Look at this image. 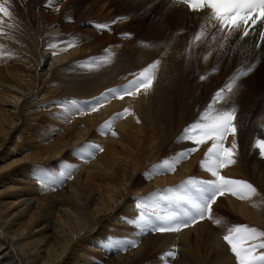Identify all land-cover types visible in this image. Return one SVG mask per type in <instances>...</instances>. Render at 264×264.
I'll use <instances>...</instances> for the list:
<instances>
[{
	"label": "bare ground",
	"instance_id": "6f19581e",
	"mask_svg": "<svg viewBox=\"0 0 264 264\" xmlns=\"http://www.w3.org/2000/svg\"><path fill=\"white\" fill-rule=\"evenodd\" d=\"M8 6L12 17L3 18L5 34L0 35V264H235L222 239L229 224L216 230L205 219L181 233L140 231L132 221L142 210L131 199L153 196L189 175L210 178L200 167L209 145L183 160L174 173L153 175L152 169L194 146L177 137L227 83L229 69L247 68L259 56L235 97L237 162L222 171L251 183L257 195L249 200L231 194L219 197L213 215L224 221L234 217L242 223L237 225L264 231V158L253 147L258 137L264 139V42L258 35L239 40L237 34L221 49L222 34L210 29L205 41L188 52L206 14L172 5L171 0H9ZM114 13L126 22L116 20L117 27L115 22L97 21ZM139 14L144 19L132 26ZM97 24L109 29L98 30ZM70 43L75 46L68 47ZM106 50L115 53L111 63L94 70L84 67L107 55ZM156 59L161 65L148 94L111 100L96 113L64 112L66 102L77 100L87 107ZM62 94L68 96L58 99ZM125 107L133 115L114 121L117 136L106 134L101 125ZM232 139L228 137L227 146ZM84 140L104 151L86 156L80 172L79 165L64 164L61 171L71 172L66 188L54 189L50 182L52 186L43 187L36 168L26 182L14 180L29 157L22 153L14 158L10 148L22 145L20 152L30 150L43 161ZM122 240L137 246L114 244ZM173 246L177 257L165 258ZM109 254H114L111 260Z\"/></svg>",
	"mask_w": 264,
	"mask_h": 264
},
{
	"label": "snow or ice",
	"instance_id": "6c2138e0",
	"mask_svg": "<svg viewBox=\"0 0 264 264\" xmlns=\"http://www.w3.org/2000/svg\"><path fill=\"white\" fill-rule=\"evenodd\" d=\"M9 0H0V35H4L3 18H11L12 11L8 6ZM172 5H185L190 11L205 13V22L201 25L197 33L192 37L188 49L190 52L193 46L203 43L210 29H215L222 34L223 43L220 48L235 35L239 34V40L254 36L259 29V40L264 42V0H171ZM124 19V17H121ZM98 30L109 29L107 24H97ZM130 36L131 34H125ZM216 35H212L213 42ZM70 43L68 47H74ZM144 47H155V45L143 44ZM56 47V45H51ZM256 49L261 47L260 43L254 45ZM108 53L98 61L84 65L89 70L99 69L111 63L115 53L106 50ZM3 53H0L2 55ZM212 55L210 51L204 56V60ZM252 55V53H248ZM189 58H191L189 56ZM259 56H257V63ZM253 63L247 68L237 70L230 80L218 88L210 102L199 113L197 119L186 126L181 135L177 137L178 142H189L193 147L183 150L171 159H164L161 163L154 165L153 175H163L169 172L174 173L178 164L187 159L191 154L200 150L201 146L209 145L204 158L200 161V167L208 174L209 179H196L189 177L176 187H167L151 196L150 201L144 200L136 207L141 209L137 219L132 221L140 231H152L156 233H181L183 230L202 222L205 219L212 221L215 225H220L221 220L213 215V205L219 197L231 194L242 200H249L257 195V189L249 182L226 177L222 171L234 165L237 156V143L235 137L238 131V106L235 104V97L241 87L240 81L249 76L257 67ZM161 60L156 59L143 67L138 73L131 74L132 79L120 87H113L102 92L93 101L82 107L81 102L71 100L62 105L65 113L71 114L73 110L78 113L91 114L99 112L106 103L111 100L124 101L126 97L136 98L141 93L148 94L157 79V72L160 68ZM205 76H200V80H205ZM133 115L130 108L125 107L117 112L109 120L105 121L101 128L107 130L106 134L117 136L113 130L114 121L120 118ZM137 123L139 121L137 120ZM233 137L230 146L226 145L228 137ZM253 147L259 150V155L264 158V139L257 138ZM87 156L92 158L96 152H103L99 145L89 144ZM61 176L71 178V172H62ZM47 172L42 170L40 183L43 187H49ZM63 182L62 180L60 181ZM165 202L161 207L160 202ZM254 207L257 205H253ZM147 209H151L149 213ZM228 246L231 254L235 257V264H264V231L248 225H235L227 230L222 237ZM116 246L136 247L134 241H115ZM165 258L177 257L178 252L173 249L167 251Z\"/></svg>",
	"mask_w": 264,
	"mask_h": 264
},
{
	"label": "rangeland",
	"instance_id": "374dc122",
	"mask_svg": "<svg viewBox=\"0 0 264 264\" xmlns=\"http://www.w3.org/2000/svg\"><path fill=\"white\" fill-rule=\"evenodd\" d=\"M115 14V13H114ZM114 14H112L113 16H111L110 17V19H109V17H104L103 18V16L102 17H98V18H100V20L98 19L97 21L98 22H101L102 20L104 21H108V22H111V23H114L115 25H116V23L119 21V22H121V19H118V17H120L119 15H114ZM142 16V17H141ZM116 18V19H115ZM112 19V20H111ZM144 19V14H139V15H137V16H135V19H132V21H131V25L132 26H136L138 23H140L142 20ZM111 20V21H110ZM115 20V21H114ZM116 20H118V21H116ZM96 21V20H95ZM123 21H124V23L126 22V20H124L123 19ZM123 21L121 22V23H123ZM117 27H118V25H116ZM115 26V27H116ZM116 27V28H117ZM126 30H129V29H126ZM157 42V41H156ZM144 43H142V45H143ZM234 70H235V68L234 67H232V69H229L228 71H227V80H226V82H228L229 80H230V78L232 77V76H230V72L232 71V72H234ZM236 72H237V70L234 72L235 74H236ZM234 73H233V75H234ZM241 82V81H240ZM59 84V83H58ZM60 85V84H59ZM61 86H63V84L61 85ZM61 97H59L58 99H63V98H65V97H67L68 95H65V94H62V95H60ZM241 104L242 105H244L243 104V102H241ZM56 109V108H55ZM55 109H53L51 112H54L55 111ZM57 110H59V108H57L56 109V111ZM63 110L62 109H60V111L59 112H62ZM59 114H63V112L62 113H59ZM54 120V119H53ZM55 120L54 121H52V123H54L55 124ZM54 124H53V126H54ZM41 129H42V127H41ZM43 129H45V128H43ZM87 141V142H86ZM84 142H85V144L83 143V142H80V143H77L76 144V147H75V145L74 146H72L71 145V147H67V150L65 151V152H63L60 156H58V157H56V158H54V159H45V160H43V161H41V160H39V158H35V156H32L30 153H29V151H28V153H27V151L26 152H20L19 150H21V149H23L24 147L21 145V146H17V147H12V148H10V155L12 156V157H14V158H19V157H21L23 154H26L28 157H29V160L26 162V163H24L25 165H24V167H23V172L22 171H20L19 172V174L18 175H20L19 177H17V176H15L14 177V180L15 181H22V182H26V180H28L29 179V176H30V173H31V171L33 170L32 168H36L37 170H36V172L37 171H39L40 172V174L42 173V170L44 171V172H47V174H48V177H50V180H49V182L53 185H50V186H52V187H55L54 189H57L59 186L61 187V188H63V187H65L66 188V186H67V182H65L66 181V176H60L59 177V182L58 181H56L55 179H57L56 177H58V175L62 172L61 171V167L63 166L64 167V164H65V166H68V165H70V164H74V166H77V165H79V167L80 166H84V167H86L85 165V163L83 164V165H81V164H79V163H82L83 161H85V160H83V159H85V157L87 156V152H88V145L92 142V141H89V140H84ZM94 143H96V142H92L91 144H94ZM81 144V145H80ZM86 146V147H85ZM21 148V149H20ZM15 149V150H14ZM18 150V151H17ZM19 155H18V154ZM23 153V154H22ZM96 153H98V152H96ZM95 153V154H96ZM100 153V152H99ZM13 154V155H12ZM69 154V155H68ZM75 155V156H74ZM82 157H84V158H82ZM76 159V160H75ZM89 159V158H88ZM68 160H70V161H68ZM79 160V161H78ZM69 163V164H68ZM75 163H76V165H75ZM45 165V166H44ZM78 167V166H77ZM76 167V170L78 171V172H80L81 170H83L82 169V167H78L77 168ZM49 168V169H48ZM26 169H27V171H26ZM79 169V170H78ZM52 172V173H51ZM85 172V171H84ZM83 171H82V174L84 173ZM27 174V175H26ZM22 175V176H21ZM29 175V176H28ZM197 176V177H196ZM203 175H195V176H190L189 175V177H194V178H196V179H209L208 177H206V175L205 176H203ZM25 177V178H24ZM189 177H186V178H184V179H181L180 181H183V180H185V179H187V178H189ZM18 178V179H17ZM31 179V178H30ZM63 181L62 183L60 182V181ZM14 181V182H15ZM180 181H178V183H175V184H173L172 186H169V187H176V186H178L179 184H180ZM168 187V186H167ZM166 187V188H167ZM60 188V189H61ZM165 188V189H166ZM155 192H157V190L155 191ZM151 196H152V194H147V195H145V196H143V198L142 197H138V196H135V197H132V201L133 202H136L135 204H138V203H142V202H144V200H148V201H150V198H151ZM146 199H145V198ZM149 198V199H148ZM143 199V200H142ZM218 212L220 213V215L221 216H226V212L224 213V210H223V208H219L218 209ZM221 220V225L220 226H218V225H215L213 222H212V226H213V228L215 227V229L216 230H219L221 227H223V226H226V224H229L230 226H235V225H237V224H242V223H239V222H237L238 220L237 219H235L234 217H232L231 219H228V221H224L223 219H220ZM223 220V221H222ZM217 227H219V228H217ZM112 256H114V254H109L108 255V257H107V260H111V258H112ZM171 261H172V259H171ZM145 263V262H144ZM157 263H159V262H157ZM157 263H155V264H157ZM142 264V263H141ZM146 264H148V263H146ZM150 264V263H149ZM160 264V263H159ZM171 264H173V263H171Z\"/></svg>",
	"mask_w": 264,
	"mask_h": 264
}]
</instances>
